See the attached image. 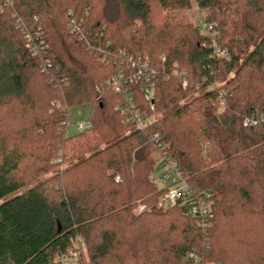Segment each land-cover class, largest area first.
<instances>
[{"label": "trees", "instance_id": "obj_1", "mask_svg": "<svg viewBox=\"0 0 264 264\" xmlns=\"http://www.w3.org/2000/svg\"><path fill=\"white\" fill-rule=\"evenodd\" d=\"M192 3L200 24L155 16ZM121 53L148 60L150 99L146 77L132 106L108 86L135 72ZM82 105L92 127L67 137ZM257 113L264 0H0V264H264V125H243ZM154 135L213 195L207 226L161 204Z\"/></svg>", "mask_w": 264, "mask_h": 264}, {"label": "built area", "instance_id": "obj_2", "mask_svg": "<svg viewBox=\"0 0 264 264\" xmlns=\"http://www.w3.org/2000/svg\"><path fill=\"white\" fill-rule=\"evenodd\" d=\"M67 17L71 19L69 30L72 33H76V35L80 38H84L81 36V23L73 18V13L71 11L67 13ZM208 30H213V27L209 26ZM41 49H44L43 43H41ZM121 55L126 56L130 62H133V67H136L135 72L118 74L108 82V86L111 87L116 93L121 94L129 102L130 106H132L131 86L146 77L148 86L145 88L144 94L147 99H150L152 95L151 81L154 79V77H152L153 75H145V70L149 65L148 60L143 57L133 58L129 55L127 56L125 53H121ZM186 84L187 83L184 81L183 86L186 87ZM135 116L137 129H142L144 126H146L147 121L142 120L139 117L137 111L135 112ZM133 122H135V120ZM243 125L244 127L251 128H259L263 126L264 113H257L255 116L246 118ZM91 127L92 124L89 120L78 124V129L82 132L89 130ZM151 141L154 146V151L159 154L156 164L159 165L163 170V173L159 179V183L166 186L170 184L172 187V189L165 188L166 193L163 197V204L166 206H171L180 203L182 206H184V209L190 218L198 221L202 226H207L213 219V195L207 190L194 188L185 181L178 164L166 151L167 147L160 142L158 135H154L151 138ZM80 254L81 252L77 250L69 251L59 256L58 262L60 264H80ZM189 259L195 264H201V260L193 254L189 255Z\"/></svg>", "mask_w": 264, "mask_h": 264}, {"label": "rangeland", "instance_id": "obj_3", "mask_svg": "<svg viewBox=\"0 0 264 264\" xmlns=\"http://www.w3.org/2000/svg\"><path fill=\"white\" fill-rule=\"evenodd\" d=\"M154 12H155V16L157 19H159L160 16L167 14L172 18V21L176 24H187V23L200 24L202 17L206 16V13L201 12L195 3H192V5L189 9H180V10L177 9V10H173V11H169V12H165V13L160 7L155 6ZM203 27L205 30L207 29V27H205V26H203ZM205 30H203V31H205ZM222 84L223 83L218 82L215 86L220 87ZM224 105H225L224 102H222L221 106H224ZM90 113H91V106L90 105H82V106H76V107L70 108V110H69V124H68L67 129H66V136L71 137V136L77 135L80 132H82L78 129V124L88 121L90 119ZM152 158L155 162H157V160L159 158V154L156 151H153ZM68 166H69V164L66 163L60 167V170L61 171L65 170ZM162 173H163L162 168L159 165H157L155 167L154 175L157 179V183H158L159 187L162 189H165V188L166 189H172L170 184H168L166 186V185H162L159 183V179H160V176L162 175ZM163 197L161 200V204H163ZM143 209H144V207L142 206V207L138 208L137 212H140ZM79 252H81V250Z\"/></svg>", "mask_w": 264, "mask_h": 264}]
</instances>
